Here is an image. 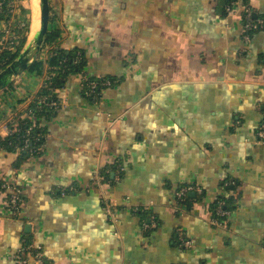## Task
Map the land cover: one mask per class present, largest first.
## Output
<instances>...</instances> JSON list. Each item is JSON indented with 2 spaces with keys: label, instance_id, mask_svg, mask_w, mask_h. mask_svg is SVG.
<instances>
[{
  "label": "crops",
  "instance_id": "0c3cea01",
  "mask_svg": "<svg viewBox=\"0 0 264 264\" xmlns=\"http://www.w3.org/2000/svg\"><path fill=\"white\" fill-rule=\"evenodd\" d=\"M248 2L262 18L264 0ZM242 13L227 0H51L50 27L85 68L38 120L40 155L0 147V264L24 241L53 264H264V29L245 40ZM82 75L115 84L92 103ZM44 81L27 71L0 94V139ZM187 186L201 194L177 209Z\"/></svg>",
  "mask_w": 264,
  "mask_h": 264
},
{
  "label": "trees",
  "instance_id": "16d2710c",
  "mask_svg": "<svg viewBox=\"0 0 264 264\" xmlns=\"http://www.w3.org/2000/svg\"><path fill=\"white\" fill-rule=\"evenodd\" d=\"M236 0H227V7ZM242 3V5L248 9V12H243V18H244V27L249 23L251 25L257 24L258 21L263 20L264 16L262 18H254L252 14V7L250 6L248 0H238ZM6 11L1 14L0 18H10V9L6 8ZM23 14L28 15L29 11L23 8ZM51 23H53V18L50 20ZM29 23L30 20L26 19L23 23V27L16 29L15 34L21 38V45L19 48H21L24 44H26L27 36L26 33H28L29 30ZM50 23V24H51ZM247 27V26H246ZM245 27V35L252 37L257 31H252L250 29H247ZM261 29H264L261 28ZM260 29V30H261ZM3 34L0 33V42L2 41ZM61 38V31L58 28H49V32L47 35V40L45 44V49L49 48L47 52V57L45 60L37 61L30 69L29 71H34L38 75L45 76V81L43 83L42 88L40 89L39 93L35 97L36 99L34 102H32L28 110L31 109L32 113L28 114L27 117H21L18 119V129L14 131L10 136H8L5 139H0V147L8 152L11 153H18L20 157H34L38 156L42 153L43 145L45 144V136L42 131V129L39 126V119L41 118H47L51 116L56 109L50 107V102L56 101L59 99V92L60 90H63L66 86V83L69 79V77L73 74H83L84 68H85V57L83 52L79 50L74 51H67L63 49L59 45V40ZM20 51V49H19ZM18 53H12L8 50H3L0 52V72L4 70L9 64H11L19 55ZM56 72V77L46 80L51 73ZM82 82H83V94L84 96L89 99L92 103H97L100 98L102 97V92L104 89L111 87L115 84L114 80L112 79H105V78H88L90 81H99L100 85L98 86L95 95L88 97L86 93L89 91L88 83L85 82V79L87 78L86 75H82ZM89 81V82H90ZM101 81H106L109 83V85H102ZM11 86L10 88H12ZM41 99H46L45 103L40 104ZM26 110L25 112H28ZM262 126H264V121L262 123ZM31 129V130H30ZM28 140V143L26 142ZM26 143L30 146L29 150L23 149L26 145ZM104 179H109V175L102 176ZM235 186V184L229 183L226 186L229 187ZM196 197H198L196 195ZM192 202V198L190 196L187 197L186 200V207L187 205ZM233 206V197H223L219 199L217 204L215 205L213 209L214 218L218 219L222 222H226V219L219 218L217 215L218 209L222 208L226 211H231ZM141 217H145L143 220L147 221V215L149 212L147 210L138 209L135 211ZM224 224V223H223Z\"/></svg>",
  "mask_w": 264,
  "mask_h": 264
},
{
  "label": "built area",
  "instance_id": "2783aa9c",
  "mask_svg": "<svg viewBox=\"0 0 264 264\" xmlns=\"http://www.w3.org/2000/svg\"><path fill=\"white\" fill-rule=\"evenodd\" d=\"M23 0H0V16L3 14L6 10V8L10 9V18L1 19L0 18V33H2L4 36L2 38V41L0 42V52L3 50H8L12 53L17 51V47L19 44V39L15 34L16 29H19L23 27V23L25 20V15L23 14ZM249 10L246 9L242 3L238 0L233 1L228 7L227 12L229 14H237L240 12H248ZM247 26V27H246ZM245 27L250 30H260L264 27V21H258L257 24L251 25L247 24ZM244 27V29H245ZM251 37L245 35V40H250ZM47 57V56H46ZM46 59V58H45ZM56 77V72H53L50 74V76L46 80H50L52 78ZM88 78L85 79V82L88 83L89 91L86 93L88 97L95 95L96 90L98 86L100 85L99 81H90ZM102 85H109L106 81H101ZM34 102L31 99L28 100V104L25 106V109L22 112H17L13 117H10V120L7 121L9 124H4L3 129L5 132L8 133L10 136L14 131H16L13 127L18 126V119L21 117H27L28 114L32 113V110L29 109V104ZM46 99H41L40 104L45 103ZM65 103V98L60 97L56 101L50 102V107L59 110L63 107ZM28 110V112H25ZM31 130V129H30ZM259 141L264 143V126H261L259 133H258ZM28 143V140L26 141ZM26 143L25 147L23 149L29 150L30 146ZM196 194H201V189L197 186H187L179 190L176 194V200H177V209H185L186 208V200L187 197ZM22 202L19 195H13L8 200V207L16 213L19 209V205ZM115 208L114 205L109 203L108 201H104V211L105 214L113 221L115 219ZM217 215L219 218L227 219V216L229 215V212L225 209H218ZM214 225H222L224 222L221 223L220 220L214 218L213 221ZM181 241L183 242V246L186 248L191 247L192 243L190 241H186L183 239V237H180ZM15 264H53L44 259L43 252L40 248H36V246L33 244V242L24 241L23 247L16 253L14 257Z\"/></svg>",
  "mask_w": 264,
  "mask_h": 264
},
{
  "label": "water",
  "instance_id": "95a60500",
  "mask_svg": "<svg viewBox=\"0 0 264 264\" xmlns=\"http://www.w3.org/2000/svg\"><path fill=\"white\" fill-rule=\"evenodd\" d=\"M40 1V28L26 42L17 58L0 72V94L25 74L39 60L45 47L51 20V0ZM192 196H195L192 194Z\"/></svg>",
  "mask_w": 264,
  "mask_h": 264
},
{
  "label": "bare ground",
  "instance_id": "6f19581e",
  "mask_svg": "<svg viewBox=\"0 0 264 264\" xmlns=\"http://www.w3.org/2000/svg\"><path fill=\"white\" fill-rule=\"evenodd\" d=\"M31 2V26L29 39L32 40L40 28V1L30 0Z\"/></svg>",
  "mask_w": 264,
  "mask_h": 264
},
{
  "label": "rangeland",
  "instance_id": "374dc122",
  "mask_svg": "<svg viewBox=\"0 0 264 264\" xmlns=\"http://www.w3.org/2000/svg\"><path fill=\"white\" fill-rule=\"evenodd\" d=\"M23 7L29 11V14L28 15H25L26 16V19H29L30 20V23H29V30H28V33H26V36H27V41L29 39V34H30V26H31V2L30 0H23V3H22ZM30 40V39H29ZM26 41V42H27ZM25 46V44H24ZM23 46V48H24Z\"/></svg>",
  "mask_w": 264,
  "mask_h": 264
}]
</instances>
